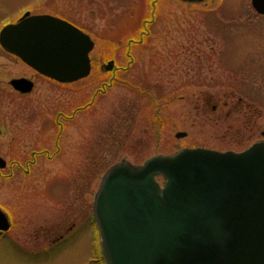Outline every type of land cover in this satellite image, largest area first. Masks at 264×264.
<instances>
[{"label": "rangeland", "instance_id": "obj_1", "mask_svg": "<svg viewBox=\"0 0 264 264\" xmlns=\"http://www.w3.org/2000/svg\"><path fill=\"white\" fill-rule=\"evenodd\" d=\"M27 11L55 13L84 29L95 42L93 70L58 84L0 46V157L8 162L0 169V207L26 230V238L15 239L16 230L0 237V264H106L87 221L99 186L93 169L101 182L121 160L141 165L196 147L240 152L264 141V16L251 0H0V32ZM146 19L151 37L129 49ZM114 59L135 65L110 84L100 65ZM22 76L36 78L27 95L9 84ZM58 124L67 128L57 151ZM40 130L53 131V140L38 139ZM44 150L50 153L38 157V177L29 181L16 163L26 167L32 151ZM66 212L86 223L74 238L49 248L34 237L46 223L55 232Z\"/></svg>", "mask_w": 264, "mask_h": 264}, {"label": "water", "instance_id": "obj_2", "mask_svg": "<svg viewBox=\"0 0 264 264\" xmlns=\"http://www.w3.org/2000/svg\"><path fill=\"white\" fill-rule=\"evenodd\" d=\"M251 2L264 15V0ZM0 45L60 83L91 73L94 41L52 15L25 14L1 30ZM10 84L23 94L34 88L27 78ZM6 164L0 157V168ZM93 213L106 264H264V141L241 152L198 147L141 165L121 160L103 175ZM9 228L0 208V231Z\"/></svg>", "mask_w": 264, "mask_h": 264}, {"label": "flooded vegetation", "instance_id": "obj_3", "mask_svg": "<svg viewBox=\"0 0 264 264\" xmlns=\"http://www.w3.org/2000/svg\"><path fill=\"white\" fill-rule=\"evenodd\" d=\"M27 13H30V15H43V14H47V15H52V16H55V17H58V18L67 20V19H65V18H63L60 15L55 14V13L39 12V13L32 14L31 11H27L24 14H22L21 17H19V20L25 14H27ZM143 26H146V29H145L143 35H141V37L139 38V40H137L135 37L130 38L131 44L129 43V45H130L129 49H131L134 46V44L139 43V42L144 43L145 40H147V39H149L151 37V35H150L151 32H150V29H149V27L151 26V19L144 20ZM113 61H114V66H113V68L111 70H108V71L104 67L105 64H101L100 65L101 71H103V72H109L112 75L111 78H110V80H109L110 84H112V83L115 82V80L117 79V75L119 73H121L123 71H127L128 69H131L132 66L135 65V62L133 60H131L127 64H125V67H122L120 64H118V62L115 59ZM91 63H92V60H91ZM159 65H163V64H159ZM92 70H93V63L91 64V72H92ZM35 74H37L39 76H42V75L38 74L36 71H35ZM42 77L45 78V79H47V80H50V79H48V78H46L44 76H42ZM18 78H20V77H18ZM21 78H27V77L22 76ZM27 79H30L32 82H34V88H33V90H34L36 88V86H37L36 78L30 76ZM15 92H17V94H21V95H27V94H29V93L23 94V93H20L18 91H15ZM87 108L88 107H84L82 109L85 110ZM61 115H63V117H65V115L63 113H60V116ZM54 127L55 128H58V130L56 131V133H57L56 140L54 142V145L56 146L57 151H58V150H60V144H61L60 140H61V137L64 136V133H65L67 127L64 126V125H62V124H58V125H56ZM52 132L53 131L50 132V131H42V130H40L39 132H37V135H40V134L41 135H40L39 138L38 137H36V138L41 139L43 141L47 137H50L53 140V137H52L53 134H52ZM28 134L29 135H27V137H28V140H30V143H32V144L36 143V140L33 138V135L31 134V131H30V133L28 132ZM35 136H36V134H35ZM80 139H81V142L83 144L84 143V137H81ZM43 143H46V142H43ZM44 149H46V148H44ZM31 153H32L31 154V159L28 160L26 167L21 166V163L20 162H17L16 163V164H18L17 166L19 167V170H24L23 173H24L25 177L28 178L29 181H31V178L32 177L33 178H37L38 177L37 174H34V172L36 171L35 168H36L37 163H38V157L39 156H42V155H47L48 153H50V151H48V150H44V151H40V152H38V151H32ZM61 153H62V151H61ZM57 154H59V153L58 152H55L54 153V155H57ZM6 168H8V164L1 171L6 170ZM1 174H2V172H0V175ZM92 176H93L92 181L94 180V178H96L97 181H98V185L100 186V171H99V169H97V170L96 169H93ZM90 185L91 184H89V186ZM99 186H98V188H99ZM30 192H33V190H30ZM66 192H67V195H68V190L65 191V194H66ZM95 194H96V192H94V194H93V201H92V206H91V209L92 210L90 212L91 214H90L89 219L87 221H89V224H91L95 229L97 228L96 230H98V227L97 226L95 227L96 223H95L94 215H93V207H94ZM72 208H73V204H72ZM70 209L71 208H67L68 211ZM3 210H4V212L6 213L8 219H9L10 228L7 231H0V237L6 238L10 232L15 233V230H16V237H15V239H17V238L19 239V238H22V237L23 238H26V235H24L26 233V230L25 229H22V228H25V226H21V228H19V227L18 228H15V226L13 225V223L11 221L12 219L10 218L8 212L5 209H3ZM72 213H73V211H72ZM72 213H69V214L72 215ZM69 214L67 213V216L65 214L63 217H60L58 219V224L56 225L55 232H53V230L50 229V228H49L50 230H47L46 227H48V226H46V224H47L46 223L45 226L44 225H40L39 229H37L38 232L35 233V236L34 237H36L38 239L42 238V241L44 240V241H46V243L49 244V248H51L53 246H56L58 244H62L68 238H74V234L76 233V231L79 228V226H81L83 224H86V223L84 222L81 225H77V222L75 221L77 219V216H75V217L72 216L73 218L72 217L70 218L71 219V224H70ZM23 230H24V233H23ZM97 233L99 234V230H98Z\"/></svg>", "mask_w": 264, "mask_h": 264}, {"label": "trees", "instance_id": "obj_4", "mask_svg": "<svg viewBox=\"0 0 264 264\" xmlns=\"http://www.w3.org/2000/svg\"><path fill=\"white\" fill-rule=\"evenodd\" d=\"M144 28L143 29H146V26H143ZM128 47H130V45L128 44Z\"/></svg>", "mask_w": 264, "mask_h": 264}]
</instances>
